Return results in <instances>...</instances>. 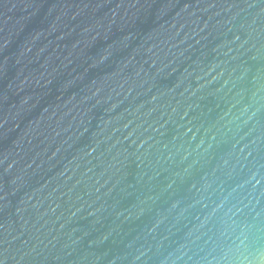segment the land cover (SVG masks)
Here are the masks:
<instances>
[{
    "label": "water",
    "instance_id": "1",
    "mask_svg": "<svg viewBox=\"0 0 264 264\" xmlns=\"http://www.w3.org/2000/svg\"><path fill=\"white\" fill-rule=\"evenodd\" d=\"M264 253V0H0V264Z\"/></svg>",
    "mask_w": 264,
    "mask_h": 264
},
{
    "label": "clouds",
    "instance_id": "2",
    "mask_svg": "<svg viewBox=\"0 0 264 264\" xmlns=\"http://www.w3.org/2000/svg\"><path fill=\"white\" fill-rule=\"evenodd\" d=\"M250 264H264V253H258L256 258Z\"/></svg>",
    "mask_w": 264,
    "mask_h": 264
}]
</instances>
